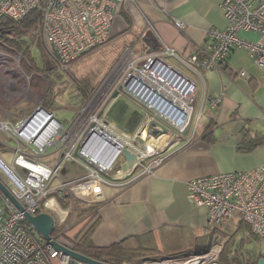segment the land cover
I'll return each instance as SVG.
<instances>
[{"label":"built area","instance_id":"2783aa9c","mask_svg":"<svg viewBox=\"0 0 264 264\" xmlns=\"http://www.w3.org/2000/svg\"><path fill=\"white\" fill-rule=\"evenodd\" d=\"M119 1L0 0V20L3 17L19 20L39 8L41 29L50 53L57 67L66 70L83 52L109 40ZM221 6L227 24L224 28L208 30L211 42L205 56L199 58L193 54L183 58L167 45L160 52L136 57L133 49L127 47L124 68L114 91L120 89L140 108L152 112L148 116L151 120L158 116L180 132L192 127L195 130L197 82L167 56H174L192 73L198 74L200 69L218 67L230 51L238 47L247 50L264 72V0H223ZM175 24L182 27L184 22L177 19ZM242 31L255 32L258 37L248 39L241 35ZM245 73V70L241 72ZM221 101V95L209 99L212 106ZM102 110L99 107L83 119L73 138H69L72 126L66 127L55 110L41 104L15 122L0 120V129L26 144L24 148L19 144L14 148L12 164L0 155V172L28 212L37 214L41 206H55L56 195L62 199L67 193L83 199L92 197L93 183L107 181L105 174L124 155V149L141 153L130 170L133 176L129 180L150 174L166 159L168 153L152 145L150 149L146 145L147 150L143 148L142 152L133 143L138 135H122L105 121ZM153 129L155 135V130L161 128L155 124ZM54 145L63 148L62 156L54 164L38 159ZM64 159L85 160L86 173L79 178H62L54 184L53 179L59 174ZM137 166L139 171L133 173ZM187 187L189 200L206 206L209 228L217 229L227 220L239 218L264 242V162L245 170L191 178ZM28 223L24 212L0 190V264H91L64 254L50 240L38 238ZM53 238L61 241L59 236ZM222 246V242L216 241L207 249L161 254L156 256L157 260L149 257L141 264H222Z\"/></svg>","mask_w":264,"mask_h":264},{"label":"crops","instance_id":"0c3cea01","mask_svg":"<svg viewBox=\"0 0 264 264\" xmlns=\"http://www.w3.org/2000/svg\"><path fill=\"white\" fill-rule=\"evenodd\" d=\"M222 1L120 0L107 43L113 49L132 48L136 57L160 52L168 45L183 58L193 54L201 58L209 51L208 30L227 24ZM177 19L184 22L182 27L175 24ZM241 35L251 40L258 37L251 31H242ZM167 59L197 82L195 130L192 127L160 135V147L168 156L150 174L129 180L132 167L123 155L117 162L119 168L105 174L106 182L93 183V196L87 199L96 204L93 212L100 217L90 234L97 246L140 244L158 255L203 249L209 234L215 240V230L219 228H209L206 206L189 200L187 181L217 172L245 170L264 162V72L248 51L233 48L218 67L200 69L198 74L174 56ZM243 70L246 73L242 75ZM216 95H221L222 101L212 106L209 99ZM120 96L107 101L102 115L107 123L127 135L137 130L142 119H138V110ZM67 114L72 113L66 110ZM60 120L66 127L75 122L67 117ZM154 134L158 135L157 131ZM167 142L171 145L167 146ZM62 153V147L54 145L38 159L52 165ZM0 155L4 158L1 152ZM79 162L80 173H59L53 183L83 176L86 162ZM84 221L85 217L65 233L68 223L55 218L56 224L64 223L60 233L68 237L75 236Z\"/></svg>","mask_w":264,"mask_h":264},{"label":"rangeland","instance_id":"374dc122","mask_svg":"<svg viewBox=\"0 0 264 264\" xmlns=\"http://www.w3.org/2000/svg\"><path fill=\"white\" fill-rule=\"evenodd\" d=\"M7 36L0 35V120L15 122L41 104L55 110L60 119L67 117L69 120L72 118L75 120L69 129V138H73L76 131L80 130L83 119L99 107L102 110L112 97V92L117 86L118 76L120 77L125 64L124 48L122 50L113 49V46L106 42L102 46L83 52L66 70H62L57 67L50 53L41 25L33 28L32 31L20 34V36L16 33ZM21 40L25 42L22 48L19 46ZM30 53L35 60L33 61L34 65H31ZM50 68L53 71L48 70ZM43 69L46 71H42ZM45 75H51L50 79L54 81L52 93H46L43 87L35 84V77ZM66 110L71 111L72 114L65 115ZM146 112V117L137 130L132 133L138 135L133 143L136 147H140L142 152L147 150L146 145H152L162 150L163 148L160 146L163 143L159 140V136L163 133L158 136L153 135L154 125L156 124L162 130L163 127H166L167 132L164 133L175 132L178 129L158 116H155V120L149 119L148 116L152 112L148 110ZM145 126L149 127L148 131ZM0 141L4 142L0 144V152L10 164L17 142L3 129H0ZM17 141L21 146L26 147V144L21 140ZM170 145L171 143L167 142V146ZM162 152L167 151L163 149ZM118 168L119 165L116 163L108 171V174ZM81 171L82 166L79 160L64 159L59 173L74 174ZM137 171H139L138 166L132 170L133 173ZM66 195L64 199L56 195V205L46 207V210L54 214L56 220L68 223L65 230V233H68L70 226L84 219L85 216L78 215L79 211L84 209L83 213L88 214L90 207L87 208V206L92 202L89 199H86L87 202H77L78 199L74 195L69 193ZM60 216L64 219L60 220ZM226 222L218 230H215L217 234L214 242L220 241L225 246L221 254V263L226 264L227 257L230 259L234 254L243 259L244 264H247V261L248 264L253 263L257 260L260 252L264 253V242L253 234L240 219L238 221L231 219L230 224H226ZM157 255L145 253L138 260H133L132 264H141L143 259L156 258Z\"/></svg>","mask_w":264,"mask_h":264},{"label":"trees","instance_id":"16d2710c","mask_svg":"<svg viewBox=\"0 0 264 264\" xmlns=\"http://www.w3.org/2000/svg\"><path fill=\"white\" fill-rule=\"evenodd\" d=\"M41 19H42V11L39 8H35L31 10L27 15H25L19 20L13 19L11 17H3L0 20V35L7 36L9 34L16 33L18 36H20V34H24L25 32L32 31L33 28H36L37 26L41 25ZM24 41L26 42V39H24ZM19 42H20L19 46L22 48L25 45V42H23L22 40ZM29 58L31 65H34L33 61L35 60H33L34 58L31 55V53ZM73 62H75V60ZM44 70L46 71V69H43L42 71ZM48 70L53 71L52 68ZM50 77L51 75L50 76L45 75L39 77L37 76L35 77V84L43 87L46 93L47 92L52 93L54 81L51 80ZM76 198L78 199L77 202H82V203L87 202L86 199H83L81 197H76ZM88 207H90V209L87 212L88 214L86 215L83 213L84 209L79 211L78 215L85 216V221L83 222L82 227L75 236L68 237L64 233H60L61 229L64 227V223L63 224L55 223V227L52 230V235L59 236L63 243L69 245L70 247H72L73 249L79 252H82L95 259L102 260L111 264H132L133 260L136 259L138 260L141 255L152 252L151 251L152 249L144 245L138 244V245L129 246L125 242L124 243L118 242L107 247L95 245L90 238V234L93 231L94 227L99 222L100 217L97 215L96 212H93V210L96 207V204L94 202L88 204L87 208ZM44 209L45 208L41 206L40 211H43ZM30 229L38 238H42L34 230V228L30 226ZM211 238H212V234L210 233L207 245L203 249L209 248L214 243V240ZM224 247L225 246L223 243L221 254L224 250ZM221 254H220V260H221ZM262 256H264L263 253H259L257 260H255L251 264H256L258 259ZM233 262L235 264H244V260L241 259L239 256H236L235 254L230 259L227 257L226 264H232ZM246 263L248 264V261Z\"/></svg>","mask_w":264,"mask_h":264},{"label":"water","instance_id":"95a60500","mask_svg":"<svg viewBox=\"0 0 264 264\" xmlns=\"http://www.w3.org/2000/svg\"><path fill=\"white\" fill-rule=\"evenodd\" d=\"M121 95V99L123 100H127L130 104V106L134 107L136 110H138L139 112V118L138 119H143L146 117L147 112L143 109H141L138 105H136L134 102H132L131 100L128 99V97H126L125 95H123L120 91V89H117L113 92L112 96H119ZM157 131V134H161L164 132H167V128L163 127L162 129H158L155 130V132ZM184 131H187V129H185ZM134 131H132L131 133H133ZM123 154L126 158L127 161V165L132 167L134 162L137 160V156H140V152L136 151L135 153L132 152L130 149H124ZM128 166L125 168H128ZM0 190L6 194L16 205L17 207L22 210L28 220V222L32 225V227L35 229V231L43 238L46 240H50L53 245L61 250L64 254L70 255L71 257L84 261V262H88L91 264H111L102 260H98L95 259L91 256H88L82 252H79L75 249H73L72 247H70L69 245L58 241L57 239L53 238L52 235V230L55 227V218L53 216L52 213L48 212V211H41L37 214H31L30 212H28L25 208V206L22 204V202L10 191V189L8 188L3 175L0 172ZM256 264H264V256L260 257L257 261Z\"/></svg>","mask_w":264,"mask_h":264},{"label":"bare ground","instance_id":"6f19581e","mask_svg":"<svg viewBox=\"0 0 264 264\" xmlns=\"http://www.w3.org/2000/svg\"><path fill=\"white\" fill-rule=\"evenodd\" d=\"M149 147V149L152 147L151 145L150 146H148Z\"/></svg>","mask_w":264,"mask_h":264}]
</instances>
